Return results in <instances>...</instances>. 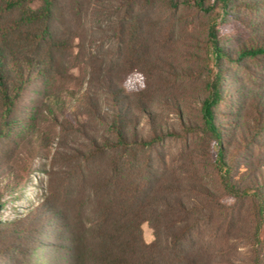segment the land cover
Wrapping results in <instances>:
<instances>
[{"label": "rangeland", "instance_id": "1", "mask_svg": "<svg viewBox=\"0 0 264 264\" xmlns=\"http://www.w3.org/2000/svg\"><path fill=\"white\" fill-rule=\"evenodd\" d=\"M49 31L36 50L50 62L47 83L36 77L24 87L0 138V264H74L66 227L79 214L90 228L89 195L117 149L120 110L131 118L129 140L151 144L136 156L182 188L207 264H255L264 54L240 53L264 39V0H55ZM217 69L220 144L202 112ZM232 159V183L246 196L223 184ZM261 227L264 240V220ZM142 231L151 244L149 222Z\"/></svg>", "mask_w": 264, "mask_h": 264}, {"label": "trees", "instance_id": "2", "mask_svg": "<svg viewBox=\"0 0 264 264\" xmlns=\"http://www.w3.org/2000/svg\"><path fill=\"white\" fill-rule=\"evenodd\" d=\"M34 1H41V5L31 7ZM54 1L0 0V138L12 127L11 116L24 87L36 77L47 83L51 73L50 62L43 55L36 54V50L50 32ZM36 25L43 28L33 34L36 42H31L28 35L32 36L31 28ZM24 28L25 32L22 31ZM210 37L220 56L218 53L223 51L218 48L214 29ZM240 54H264V39ZM217 70L208 84V97L202 104V112L206 129L220 144L222 134L214 122V108L224 101L225 96L223 77ZM130 119L120 110L113 120L118 150L111 154L106 175L93 186L89 195L93 204L89 230L84 227L79 214L78 220L72 218L66 227L74 264H207L208 260L201 254L202 247L194 238V231L198 229L194 220L196 216L180 194L182 188L164 178L153 163L136 156L137 148L151 144L143 139L129 140ZM154 139L158 140L159 136ZM101 152V155L108 153ZM222 165L218 164L221 172ZM231 165L222 174L224 186L236 197L248 195L246 189L232 183L233 159ZM261 189L259 185L252 188L254 215L259 223L255 230V264H263L264 255V240L260 239L264 220V193ZM144 222H149L154 230L155 239L151 244H146L143 239Z\"/></svg>", "mask_w": 264, "mask_h": 264}]
</instances>
